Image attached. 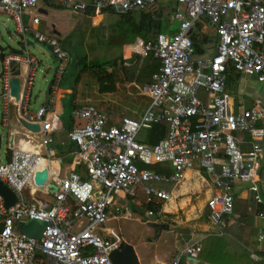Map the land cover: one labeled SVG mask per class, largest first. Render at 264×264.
Returning <instances> with one entry per match:
<instances>
[{
    "label": "built area",
    "instance_id": "obj_1",
    "mask_svg": "<svg viewBox=\"0 0 264 264\" xmlns=\"http://www.w3.org/2000/svg\"><path fill=\"white\" fill-rule=\"evenodd\" d=\"M41 1L0 0V13L15 21L21 36L30 35L48 47L61 68L68 55L58 40L22 21L28 16L31 25L39 24L40 14L30 12L39 11ZM161 1L165 0H62L61 9L78 15L90 7L95 13L110 10L125 14L151 9ZM175 1L174 21L179 24L175 35L158 33L153 41L137 39L123 48V55L126 50L129 56L152 54L159 62L150 82L139 88L140 95L149 98L142 115L108 125V118L94 106L73 107L71 117L82 124L73 127L67 139L74 146L73 153L81 157L86 178L73 172L62 174V166L54 158L52 134L58 127L48 116L52 99L34 117L22 118L26 124L36 125L37 131L27 130L16 146L13 138L8 139L5 162L0 161V182L15 202L6 208L0 196V264H114L110 255L122 241L107 235L105 225L111 215L120 216L122 200L134 197L142 188L147 203L153 198L167 201L170 192L150 183L176 182L194 166L211 178L206 208L209 223L220 233L226 226L222 219L232 213L234 200H252L262 227L255 239L257 249L249 252V259L252 264H264V193L259 175L264 129L257 126L258 121H264V108L244 109L226 90L230 70L264 85V0ZM203 17L215 29L217 47L211 57L195 64L188 33ZM22 61L30 69L37 67V61L29 56H3L0 99L6 107L11 100L15 102L9 80L14 66ZM29 84L18 100L21 106ZM201 91L207 101L199 97ZM159 123L168 125L167 136L151 146L140 142L141 132ZM138 164H168L172 172L168 178ZM42 171H46L45 185L35 182ZM49 185L56 191L49 192ZM147 215L153 216L151 211ZM31 222L44 226L40 238L20 231L21 224ZM200 250L194 245L182 254L188 262H196Z\"/></svg>",
    "mask_w": 264,
    "mask_h": 264
},
{
    "label": "crops",
    "instance_id": "obj_2",
    "mask_svg": "<svg viewBox=\"0 0 264 264\" xmlns=\"http://www.w3.org/2000/svg\"><path fill=\"white\" fill-rule=\"evenodd\" d=\"M86 3H90L91 0H84ZM61 3L62 0H42L39 3V11H31L30 15H37L40 14V22L38 25L32 24L31 22L32 20L29 19L28 16H23L22 17V21L24 23V25H28L31 26L34 29H37L39 32H42L48 36H52L55 37L59 44L60 47L62 48V50H64L67 55H68V61L63 65V67L59 66V62H58V66L55 68L54 70V75L52 78V81H50L49 84H51V86L47 87V94H46V98L45 101L43 103H41V106H43L44 104H46L49 100L52 99V103H51V112L48 115L49 117H53L54 118V122L57 125L58 129L56 132H53L52 136L54 138V141L51 145V148L54 149V158L55 160H58V162L61 164V172L62 174H68L70 172L73 173H77L79 174L81 177L86 178V173L84 170V166L82 164V160L81 157L74 152V146L72 143H70L67 139V133L75 126L77 125H81L82 122L80 121H76L71 117V111L73 109V107L75 106H79V105H83V104H89V103H85L86 101L81 100V102L78 101L77 97H78V91L80 90L81 87V80L82 77H85L83 75H86L87 73L90 72H96L99 73L100 69H88L86 72L82 73L80 75V78L78 80V82H75V76L78 72V64H77V59L80 57H85L87 64L89 65L90 63H92L93 61L99 62V61H112V60H106V59H96V60H88V56L87 53H80L81 49H82V40L80 38V36L76 33V31H78V28L75 27V30L73 32V34H67L66 32L62 33V29L61 27H59V25L63 22L60 21V24L56 23V22H52L50 23V26L47 27V24L49 22L50 19H52L53 17H56L58 12H67L63 9H61ZM158 11L163 13V18L154 26V29L149 33L148 36L145 37V39L143 38H139L136 37L135 39H133V42H129V43H122V37H127L129 36L128 34V30H127V25L125 22V19L127 16H132V14H138L137 18L132 17L135 21L139 20V12L135 11V12H128L125 14H117L114 13L113 11L107 10V11H102V12H98L95 13V11L93 10V8H88L86 9V11L82 14H73V13H69L70 15H72L71 18H76L77 20H79V18H83V19H92L94 16L96 15H102L101 18L98 19H102L103 15H105V17L109 18L111 20V23L114 22V26L116 27V29L114 30V32L108 37L109 38V42H110V48H119V51L121 50V52H119L118 55V60H115V64H110V65H105L103 67V70H101L100 72H104V74H102L103 76L105 75H112L111 72H109V70L114 69L115 66H119L120 68L123 69V72L125 74L128 75L127 76V83H129L130 85H133L134 87L137 88V90H139L140 87H142V85L149 83L146 82L142 85H138L135 82H132L130 80V72L133 70L134 72V65L136 64V62H141L142 60H145L147 58L146 57H141L139 55H131L129 57H125V54L123 55L124 51L123 48L125 45H129V44H133L137 39L143 42H150L153 41L156 37V35L158 33H168L171 35H175L178 30H179V24H177L174 21V12L177 9V4L175 0H165V1H161L159 2L155 7H153L152 10ZM145 10H150V9H145ZM142 11V10H141ZM90 12V13H88ZM109 15H115V20L114 18L109 17ZM97 19V18H96ZM164 19H170L172 21V24H176L177 27L174 30H171L170 26L166 23H163ZM13 20V19H12ZM95 20V19H92ZM14 21V20H13ZM120 22H124V23H120ZM15 23V21H14ZM16 25V24H15ZM62 26V25H61ZM77 26V25H76ZM17 29V26H16ZM8 34H10L8 32ZM16 34L19 35L20 37V46L18 51L21 52L22 54H19L21 56V58L23 59V54H25L27 57H32L34 58L32 55H30L27 52V47L29 45H32L34 41V39L32 38V36L30 35H24L21 36L18 31L16 30ZM189 34V39L192 41L193 44V52L191 55V61L193 63H198L206 58L211 57L216 50L217 47V35L215 33V29L213 26L210 25V23L208 22V20L203 17L200 19V21L198 23H196L194 25V27L190 30ZM61 36L64 38L62 39ZM103 36H101V40ZM1 39V37H0ZM192 39H196L197 43L194 44ZM24 40V42L26 41L25 46L22 45V41ZM97 41L96 43H104V45H109L108 43V39H106L107 41L103 40V41ZM38 43V42H37ZM41 44V43H39ZM43 45V44H41ZM66 45L67 47L64 48ZM45 46V45H43ZM98 46V44H97ZM48 48V47H47ZM93 48V47H92ZM100 48V47H99ZM23 50V52H22ZM49 50V48H48ZM50 51V50H49ZM74 52L73 56H70L71 52ZM115 51V50H112ZM51 53V52H50ZM115 53V52H114ZM14 54V53H11ZM10 55V54H9ZM74 57V58H73ZM154 58V57H153ZM25 59V58H24ZM35 59V58H34ZM55 59V58H54ZM76 59V62H75ZM155 59V58H154ZM36 60V59H35ZM139 60V61H137ZM157 62L158 60L155 59ZM37 61V60H36ZM37 63V67L36 68H29V66L27 65V63L25 61H22L21 63L15 65L14 67V71L18 70L19 71V75H18V79L20 80V84H21V94L19 99H21V95H22V91H24V87L25 85L28 83L29 81V86L27 85L26 87V92H25V96L23 99V104L21 106L20 103H18V101L15 99L11 100L9 102V106L6 107L4 101L2 100V110H3V118H2V125L3 127H8L9 122L12 120V117L14 119V126L17 129H14L12 132L9 133V137L8 139L11 140L13 138V143L14 146L17 145L18 140L24 138L25 136H27V133L30 130L27 127H24V125H28L24 122V120H22V118H27V117H34L35 113L37 112V110L41 107H39L36 111L32 112L30 110V93H31V87H32V83H33V78H34V74L36 72V70L39 68V63L38 61ZM159 64V62H158ZM158 66V65H157ZM132 67V68H130ZM58 68L60 70V74H58ZM126 69H131L129 71H126ZM109 72V73H107ZM155 72V71H154ZM153 72V73H154ZM152 73V74H153ZM31 74V79L28 80V77ZM151 74V75H152ZM101 76V75H100ZM98 76H96V82L98 84ZM113 78V82L114 83V91L113 92H107V93H101L99 91V84L97 86V90H98V94L103 95V96H110L115 94L118 90H119V85L117 83V81H114V77ZM151 79V76H150ZM250 83H252L251 85H249ZM108 86L110 84H107ZM263 86L262 84L257 83L253 78H249V77H245L242 75H238L235 72L231 71L229 72V76L227 75V80H226V90L231 96L233 97V101L234 103H240L242 105V107L244 109H251L254 108L256 106H262L264 108V93L259 91V88H256V86ZM65 92V93H61L63 95L62 99L59 100V96H58V103L60 104V108L58 109L57 106V95L59 94V92ZM140 91V90H139ZM66 92L67 95H66ZM127 92V91H126ZM129 95V93H127ZM140 97H142L145 100V106L143 108V110L140 113H136V116H124V117H120V118H114V117H109L108 115H106L104 112L100 111L97 107H95L101 114L105 115L109 122L108 125H118L121 120L123 118H132V119H138V117L140 115H142V113L144 112V110L147 108V106L149 105V98L140 95ZM199 97L203 100V101H207L205 93H203L202 91L199 93ZM22 101V100H21ZM69 101V102H68ZM66 102H68V106H66ZM20 104V108H22L21 112H18L17 107ZM249 106V107H246ZM66 110L69 112V116L68 113L66 112ZM13 111L14 115L11 117L10 116V112ZM129 112H132L130 109H128ZM63 117H68L69 120L65 121L63 123V121L61 120ZM155 126H158L159 130L154 131L153 133L150 132L155 128ZM257 126L260 128L264 129V121H258ZM164 129V130H163ZM31 131V130H30ZM167 132H168V125L166 123H159L156 125H153L149 130L147 131H142L140 136H139V140L140 142L144 143L145 145H154L155 143H158L160 140L164 139L167 136ZM16 136H18L19 138H15ZM11 138V139H10ZM12 141V140H11ZM8 142V140H7ZM263 164V163H262ZM138 166H140L141 168H146L148 170H152L155 171L157 173L163 174L166 177H170L172 169L169 167L168 164H158V165H152V166H142L141 164H138ZM152 167H158V170L153 169ZM195 174L199 180H201L202 182H204L205 184L208 185L209 189L207 190V197L205 199V203H204V215L201 213V216H204L205 221L208 223L207 227L208 229L204 232H200V234L202 236H198L195 233H192L190 231L186 232L187 230L180 229L177 232L174 231L176 226H174V224H167V222H165L163 219L160 218V214L159 213H163L166 214L165 212H168L167 210H169V208H171L173 205V197L178 195L179 193H185L186 190L185 188L178 189L176 190V187L178 185H180L181 183H183V185H186V181L187 179L191 178L192 174ZM210 177H208L205 172L203 170H201L200 168H190L187 169L181 176L180 179H178L176 182H154V183H150L151 186L160 189V190H165L167 192H170V196L169 199L167 201L165 200H160V199H156L153 198V202L152 203H147L146 202V196L144 194V191L142 188H138L137 192L135 194L134 197L129 198V199H125L122 200V206H123V211L120 214V216L118 218H114L112 215L109 217L108 222L105 225V233L109 236H117L118 239H121L122 243H125L129 246H131L134 255L136 257L137 260V264H141V262L143 261L144 264H174V262H176L177 264H201V253H204V247H202V243L205 241V239H207L209 236L207 234H217L218 237H229L231 238V234H230V230H234V232L237 234V236L239 238L242 239V241H246L247 243H250L252 246H254L255 241H254V236L251 237V239L249 238L248 234L246 233L247 230H244L243 224L238 223V220L240 219V216L238 215H233V210L232 213L230 215H226L224 216L225 219H222L223 222L225 223V228L222 230V233H220V231H218V229H216L215 226L211 225L209 223V212L206 208L207 205V201L211 196V192H212V187H211V182H210ZM181 180L180 184H178V182ZM178 184V185H177ZM199 186L196 185V188H198ZM237 188H239L238 186H236ZM195 188V189H196ZM236 188V189H237ZM178 191V193H176ZM176 193V194H175ZM261 193H264V182H261ZM238 200H240L238 198ZM245 202H251V205L248 207V212L252 214V216L256 217L257 220H259L257 218V208L255 207L254 203L252 202V200L249 199H241ZM146 206H150V209H146ZM234 208V207H233ZM151 211L153 216L151 218L148 217L147 212ZM136 214V215H135ZM136 217H135V216ZM139 216V217H138ZM147 216V217H146ZM148 218V219H146ZM129 220H134V222L136 224H141L143 226L148 227L149 230V235H143L141 230L140 235H143L142 238H138L137 240L131 238V235H128V237L130 238H125L124 237V233L122 231V227L120 228V225H117L116 228L111 227L109 224H111V222H116V224H120L121 222H126ZM139 220V222H138ZM260 222V229H258V233L261 230L262 227V223ZM149 223L154 224L155 226L152 227L149 225ZM156 227H158V232L156 233L157 229ZM142 228V227H141ZM178 228V227H177ZM243 229V232H241L240 230ZM246 229V228H245ZM114 231L116 232V235H113L110 233V231ZM242 233V234H241ZM161 235H165L166 237L169 238H173V242H172V246L169 247V243L167 245V243H163L162 244V251H157L155 249H153V254L151 257H147L145 255L139 257L138 254L135 252V248L136 245H139L143 248L145 247H150V246H154L156 245L158 239L161 237ZM258 235V234H257ZM257 235L255 237H257ZM149 239H155V241H150ZM142 241V242H141ZM130 242L135 243L134 245H132ZM197 245L200 247V255L198 260L196 262H188L187 258L182 254L183 250H185L187 247H191ZM249 249L248 252H250ZM248 255V253H247ZM249 257V255H248ZM204 260V259H203Z\"/></svg>",
    "mask_w": 264,
    "mask_h": 264
},
{
    "label": "rangeland",
    "instance_id": "obj_3",
    "mask_svg": "<svg viewBox=\"0 0 264 264\" xmlns=\"http://www.w3.org/2000/svg\"><path fill=\"white\" fill-rule=\"evenodd\" d=\"M137 15L138 14H132L131 17L137 18ZM71 17L72 15H70L68 12H58L56 17H53L49 20L47 27H49L50 23L52 22L60 24V21L62 20L63 22L59 25V27H61L62 29V33L66 32L67 34H73L75 27H77L78 31H76V33L80 36L83 43L80 53H87L89 61L96 59L118 60V55L121 50L119 51V48L111 49L109 42V36L116 29V27L114 26V22L105 26L102 34V19L92 20L89 26V22L87 20H84L83 18H79V20H77V17L74 19ZM109 17L114 18L115 20V15H109ZM163 21V23H166L170 26L171 30L176 29L177 25L172 24V21L170 19H164ZM8 32L10 34H8ZM101 36H103L102 39L105 41H107L106 39H108L109 45L107 44L103 46L104 43H96L97 41L101 40ZM0 37V46L5 49V55H9L11 53L22 54L18 53V49L20 46V37L16 34V25L14 21L4 13H0ZM61 38L64 39L62 36ZM129 42H133V40L130 39V36H127L126 38L122 37V43ZM64 46L65 48L67 47L66 45ZM27 52L32 55L39 63V68L34 74L30 93V110L34 112L41 106V103L45 101L47 87L50 81H52L54 70L58 66V61L54 59L46 46H43L37 42H33L32 45H29L27 47ZM125 53L130 54L128 50H126ZM23 57L26 58L27 56L23 54ZM2 70L3 64L0 61V75ZM109 72L113 74L114 81H117L119 85V90L115 94L110 96H103L98 94V84L96 82V76L102 75L104 74V72H99L97 74L96 72H90L86 75H83L85 77H82V84L80 90L78 91V101L81 102V100H84L86 101L85 103L94 105L109 117L120 118L129 115L136 116V113H140L146 104L145 100L140 97V91L137 90V88L133 85H130L126 82L128 75L126 74V72L124 74L123 69L119 66H115L114 69L109 70ZM251 84L252 83H250L249 85ZM256 88H259V91L264 93L263 86L259 85L256 86ZM127 93H129V95ZM231 99L233 100L232 96ZM1 104L2 100L0 99V161L4 163L6 159L5 153L7 151V140L9 137V133L17 128L14 126V119L12 117L14 115L13 111L10 112L12 120L9 122L8 127H3V110ZM128 109H130L132 112H129ZM66 112L69 116V112L67 110ZM61 120L64 123L65 121H68L69 118L63 117ZM15 138L17 139L19 137L16 136ZM193 168H197V166H194ZM185 181L187 182L186 185L184 186L183 183H181L176 187V190H182L183 188H185L186 192L179 193L178 195L174 196L172 203L173 205H171L172 207L167 210L168 212H165L166 214L159 213V216L161 219L167 222V224H174V226H176L174 231L176 232L184 228L185 230H187L186 232L190 231L197 234L198 236H202V232L208 229V223L205 221L203 216V213L205 211L203 207L205 199L207 197L206 192L209 187L207 184L199 180L194 173L191 175L190 179H187ZM196 185L199 187L196 188ZM176 193H178V191ZM241 208L244 209L245 207L243 208V205L237 204V209L241 210ZM201 213L203 214L202 216ZM237 213L242 215L243 211ZM245 214L247 215V213ZM223 219H225V217H223ZM248 222L249 226H247L245 229L247 230L246 233L248 234L250 239L254 236L255 241V236L258 234V229H260V222L256 219L255 216L253 217L251 214H248ZM109 225L114 228H116L117 225H120V228L122 227L121 229L124 233V237L127 239L129 238L128 235H131L132 239L134 237L135 240H137L138 238H142L143 235H149L148 227L141 224H136L134 220L121 222L120 224H116V222L112 221ZM141 230H143V235H140L142 234ZM110 233L116 235L115 230L110 231ZM230 234L231 238L226 236L218 237L217 234L214 233L207 234L209 237L203 242L204 253L202 254V257L200 256L201 264H252L248 257V250L252 249L250 251H255L257 249V244L255 243L254 246H252L245 240L242 241V239L237 236L234 230H230ZM172 242V237L169 238L165 235H161L156 245L150 246L149 248H143L139 245H136L135 252L139 257L143 255L151 257L154 251L153 249L162 251L163 243H167V245L169 243V247H171ZM130 243L132 245L135 244L132 242ZM141 264H144V262L142 261Z\"/></svg>",
    "mask_w": 264,
    "mask_h": 264
},
{
    "label": "trees",
    "instance_id": "obj_4",
    "mask_svg": "<svg viewBox=\"0 0 264 264\" xmlns=\"http://www.w3.org/2000/svg\"><path fill=\"white\" fill-rule=\"evenodd\" d=\"M153 8H151L150 10H142V11H138L139 12V20L135 21L131 16H127L125 19L126 25H127V30H128V34L130 36V39H135L136 37L139 38H143L145 39L146 36L149 35V33L154 29V26L163 18V13L158 12L152 10ZM90 13V12H88ZM91 14V13H90ZM87 20L89 23V26L92 22V19H84ZM102 28H101V33L103 34V30L105 28V26L109 25L111 23V20L107 17H105V15H103L102 18ZM193 43L196 44L197 41L196 39H192ZM65 48V47H64ZM74 52L72 51L70 53V56H73ZM130 54L125 53V57H129ZM74 58V57H73ZM139 61V60H137ZM76 62V59H75ZM115 60L112 61H93L92 63H90L89 65L87 64L86 58L80 57L77 59V64H78V72L75 76V82H78L80 75L84 72H86L88 69H100L103 70V67L105 65H110V64H115ZM158 65V66H157ZM159 67L158 62L153 58L152 54H149L147 56V58L145 60H142L141 62H136V64L134 65L133 70L130 72V80L132 82H135L138 85H142L146 82H149L150 80V76L151 74L157 70V68ZM131 69H126V71H129ZM99 71V72H100ZM231 72V70L229 71ZM229 72H228V76H229ZM113 74L111 75H99L98 77V84H99V91L101 93H107V92H113L114 91V83L113 82ZM107 84H110L109 86ZM61 93H65L63 91L59 92V100L62 99L63 95ZM68 92H66L67 95ZM69 102V101H68ZM68 102H66V106H68ZM161 128H159L158 126H155V128L150 132L153 133L154 131H157ZM164 130V129H163ZM156 144V143H155ZM155 170H158V167H152ZM259 175H260V179L262 182H264V161L262 164V167L260 168L259 171ZM237 204H241L243 205V208H241V210L237 209ZM251 202H245L243 200H238L235 199L234 200V208H233V215H240V219L238 220L239 225L243 224L244 230L247 226H249V222H248V214L250 215L251 213L248 212V207L250 206ZM245 205V206H244ZM146 209H150V206H146ZM241 214H238L237 212H242ZM247 213V215L245 214ZM252 215V214H251ZM241 232H243V229L240 230ZM242 234V233H241ZM203 245V243H202ZM203 247V246H202ZM204 249V248H202ZM202 255V253H201ZM200 255V256H201Z\"/></svg>",
    "mask_w": 264,
    "mask_h": 264
},
{
    "label": "water",
    "instance_id": "obj_5",
    "mask_svg": "<svg viewBox=\"0 0 264 264\" xmlns=\"http://www.w3.org/2000/svg\"><path fill=\"white\" fill-rule=\"evenodd\" d=\"M5 49L0 46V61H3ZM21 53V52H18ZM19 71L12 69L11 72V78L9 80L10 84V94L12 97H14L17 101L19 100V92H20V80L18 79ZM51 84H49V87ZM25 127L29 128L31 131H37L38 127L36 125H24ZM35 182L39 185H45L47 182L46 177V171H42L40 173H37L35 176ZM49 192H55L56 187L53 185L48 186ZM0 196L3 197L5 201L6 208L12 206L15 202L14 195L7 189V187L0 182ZM150 226L154 227V224L149 223ZM44 229V226H39L37 222H31L27 225H20V231L27 235L32 237H41L42 230ZM158 232V227H156ZM150 241H155V239H149ZM110 258L112 259L114 264H137L136 257L134 255V252L131 248V246L121 243L120 247L117 250H114Z\"/></svg>",
    "mask_w": 264,
    "mask_h": 264
},
{
    "label": "bare ground",
    "instance_id": "obj_6",
    "mask_svg": "<svg viewBox=\"0 0 264 264\" xmlns=\"http://www.w3.org/2000/svg\"><path fill=\"white\" fill-rule=\"evenodd\" d=\"M101 16H102V15H96V16H94L92 19H96V18L98 19V18H101ZM58 96H59V94L57 95V106H58V109H59V108H60V104L58 103ZM180 182H181V180L178 182V184H180ZM178 184H177V185H178Z\"/></svg>",
    "mask_w": 264,
    "mask_h": 264
}]
</instances>
